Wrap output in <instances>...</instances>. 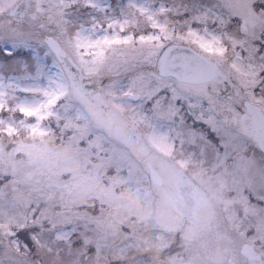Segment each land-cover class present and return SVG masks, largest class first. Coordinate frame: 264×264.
<instances>
[{"label": "snow or ice", "instance_id": "6c2138e0", "mask_svg": "<svg viewBox=\"0 0 264 264\" xmlns=\"http://www.w3.org/2000/svg\"><path fill=\"white\" fill-rule=\"evenodd\" d=\"M0 264H264V0H0Z\"/></svg>", "mask_w": 264, "mask_h": 264}]
</instances>
